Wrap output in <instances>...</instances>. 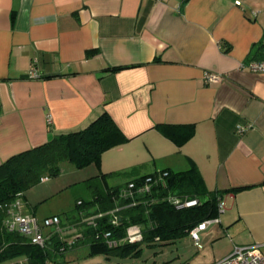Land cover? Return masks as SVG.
Masks as SVG:
<instances>
[{
    "label": "crops",
    "instance_id": "1",
    "mask_svg": "<svg viewBox=\"0 0 264 264\" xmlns=\"http://www.w3.org/2000/svg\"><path fill=\"white\" fill-rule=\"evenodd\" d=\"M262 35L264 0H0V163L107 111L126 140L102 153L101 172L196 165L206 190L223 192L201 247L190 232L155 238L175 244L168 264H211L235 245L264 250V71L247 67L264 59L252 51ZM206 71L223 79L207 83ZM61 223L81 236L55 264H99L83 224Z\"/></svg>",
    "mask_w": 264,
    "mask_h": 264
},
{
    "label": "trees",
    "instance_id": "2",
    "mask_svg": "<svg viewBox=\"0 0 264 264\" xmlns=\"http://www.w3.org/2000/svg\"><path fill=\"white\" fill-rule=\"evenodd\" d=\"M253 56L264 58V35L252 47ZM126 137L107 111L93 118L83 128L54 135L50 140L33 148L9 156L0 163V264H49L59 261L68 240L62 232L51 228V236L44 246L30 241L27 235L18 231H9L5 225L8 205L16 199L25 201V192L41 181V177H51L60 172L59 164L68 161L78 168L94 164L98 174L85 179L91 191L89 199L77 198L74 213L66 214L72 225L83 224L82 238L87 239L91 253L114 254L120 257L138 256L142 244L152 246L156 239L168 241L188 233L205 219L218 214L217 203L222 191L206 190L201 175L196 167L184 171L170 169L155 170L142 175H134L136 168L131 167L122 174L132 173L121 185H108L107 179L120 172L103 173L100 171L101 155L107 149L125 142ZM166 172L163 181L145 193L136 205L123 207L117 225H111L109 216L95 219L96 225L82 223L88 215L106 212L118 204H125L120 197L122 187L129 180L140 183L147 176H159ZM47 180V179H46ZM245 187V186H243ZM232 187L228 190H239ZM197 198L198 204L192 207H176L168 196ZM94 210H91L92 208ZM57 215V214H55ZM59 216V215H58ZM60 218V216H59ZM138 223L142 226L143 240L135 243H122L108 247L96 237V233L106 229L112 230L114 237H122L127 225ZM60 226L63 228L60 218ZM65 229L63 228V231Z\"/></svg>",
    "mask_w": 264,
    "mask_h": 264
},
{
    "label": "built area",
    "instance_id": "3",
    "mask_svg": "<svg viewBox=\"0 0 264 264\" xmlns=\"http://www.w3.org/2000/svg\"><path fill=\"white\" fill-rule=\"evenodd\" d=\"M247 67L252 71H264V59L252 60L248 63ZM30 76L34 78L40 77V73L34 65L31 67ZM203 79L207 83H215L222 80L223 75L206 71L203 74ZM47 120H51V115L49 113L47 114ZM246 129L247 126L245 125H237L236 127V130L239 133L244 132ZM164 175H166V172L160 174L158 177L147 176L140 183H135L133 180H129L127 185L122 187L119 195L127 200L125 204H118L106 212H98L94 215L85 216L81 222L95 226V219L97 217L108 215L110 224L114 226L117 225L120 220V210L123 207L136 205L145 193L149 192L154 186L163 181ZM46 179H48L47 176L41 177V181H45ZM168 200L178 208L192 207L198 204L197 198L179 197L175 195L168 196ZM21 202L22 200L18 198L8 205V215L5 220V225L9 231H18L21 234L27 235L32 243L40 246H44L47 240V236L43 233L44 228L50 227L56 232H63L58 215H51L44 217L43 219H38L35 215L26 213L24 211V204ZM217 208L218 213L223 212L225 209V204L222 198L218 200ZM218 221V216L205 219L189 231L191 238L197 247H201L199 232L204 230L210 223ZM80 236L81 233L76 231L72 238L66 240L67 245H71ZM96 237L102 239L108 247H115L122 243L141 242L143 240V231L140 224L131 223L126 226L122 237H114L112 230L110 229L97 232ZM62 264L69 263L63 262ZM211 264H264V250H262L261 243L252 245H235L228 255Z\"/></svg>",
    "mask_w": 264,
    "mask_h": 264
},
{
    "label": "rangeland",
    "instance_id": "4",
    "mask_svg": "<svg viewBox=\"0 0 264 264\" xmlns=\"http://www.w3.org/2000/svg\"><path fill=\"white\" fill-rule=\"evenodd\" d=\"M59 168L60 172L57 175L51 176L45 181H40L38 184L26 190V201L22 200L21 202L24 205L28 202L30 204L29 207L35 210V214L39 219L53 214L59 215L60 218L64 217L66 214L72 215L74 213L77 198L89 199L91 197V191L86 186L84 180L96 175V170L99 172V169L94 166V164L78 168L68 161H62L59 164ZM132 175V173L122 174V172H120L114 176V181H125L132 177ZM51 230L52 229L45 230L43 233L47 235L51 233ZM71 234L72 233L68 229L62 232V235L67 239L72 237ZM174 246L175 244L170 241L165 244H156L150 247L143 245L138 256L120 257L114 254H102L103 252L96 253V256L99 257L98 259L101 264H161L163 259L166 260L170 258V261L166 262V264H168L171 263V260L176 256V249ZM179 246L183 245L178 244L177 247ZM174 260H176V258ZM55 262L56 261L51 260L49 264H55Z\"/></svg>",
    "mask_w": 264,
    "mask_h": 264
}]
</instances>
